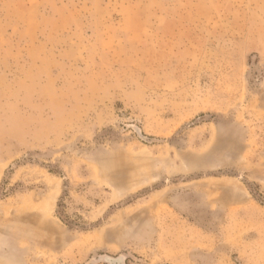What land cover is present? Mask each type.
<instances>
[{
  "label": "rangeland",
  "instance_id": "rangeland-1",
  "mask_svg": "<svg viewBox=\"0 0 264 264\" xmlns=\"http://www.w3.org/2000/svg\"><path fill=\"white\" fill-rule=\"evenodd\" d=\"M0 264H264V0H0Z\"/></svg>",
  "mask_w": 264,
  "mask_h": 264
}]
</instances>
